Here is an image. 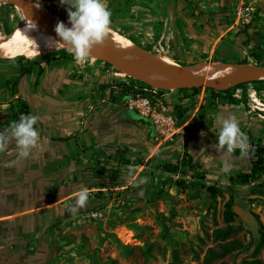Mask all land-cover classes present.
Masks as SVG:
<instances>
[{"label": "rangeland", "instance_id": "374dc122", "mask_svg": "<svg viewBox=\"0 0 264 264\" xmlns=\"http://www.w3.org/2000/svg\"><path fill=\"white\" fill-rule=\"evenodd\" d=\"M9 2L0 3V31L11 29L27 44L46 30L24 23L22 11ZM34 2L57 14L66 7L59 0ZM104 2L111 11L109 28L154 58L200 71L220 62L264 66V0ZM59 49L22 55L18 61L11 60L19 55H0V85L14 80L20 66L41 62L20 76L18 85L49 132L39 134L29 157L18 156L14 140L0 152V264H202L209 247L218 249L228 241L241 246L209 264L264 260V243L256 250L259 238L250 232L256 224L237 215L225 239L213 234L226 225L223 204L229 188L235 204L252 211L264 229V203L247 199L254 184L262 182L264 190V176L245 185L231 181V176L249 171L250 160L216 143L220 118L228 116L240 122L245 138L264 141V78L244 82L230 91L231 98L219 93L214 100L204 85L194 94L191 88H162L167 86L152 82L167 95L179 128L172 139L161 140L145 117L108 99L115 85L143 80L90 57L77 62L73 55L45 64L44 55L61 53ZM98 84L106 98L102 102L101 93L92 96ZM242 93L246 102L237 100ZM9 98L0 86V102ZM7 115L0 105V122ZM188 154L192 162L184 172L159 167ZM209 155L213 161L203 164ZM209 184L221 193L212 196ZM80 191L87 192L86 202L99 203L65 216Z\"/></svg>", "mask_w": 264, "mask_h": 264}, {"label": "clouds", "instance_id": "9594fccd", "mask_svg": "<svg viewBox=\"0 0 264 264\" xmlns=\"http://www.w3.org/2000/svg\"><path fill=\"white\" fill-rule=\"evenodd\" d=\"M66 6L67 19L70 26L63 21L55 25V32L61 42L69 45L77 62L88 59L94 45L102 43L107 38L108 28L111 24V11L104 0H59ZM40 117L35 113L20 114L19 119L12 121L9 128L0 131V152L9 148L10 140L22 158L33 154L39 144V132L35 125ZM221 128L218 137L220 147H225L228 152L236 148L241 150V155H247L246 140L240 130L239 123L234 116L221 117ZM211 155L204 157L203 164L213 161ZM88 198L86 191H80L76 204L84 206Z\"/></svg>", "mask_w": 264, "mask_h": 264}, {"label": "trees", "instance_id": "16d2710c", "mask_svg": "<svg viewBox=\"0 0 264 264\" xmlns=\"http://www.w3.org/2000/svg\"><path fill=\"white\" fill-rule=\"evenodd\" d=\"M34 1V0H33ZM9 5L15 9V7L13 6V4L11 2H9ZM52 12L56 13V11L51 10ZM61 17L67 19V11H66V7H62L61 11L58 13ZM62 51L61 53L58 52L57 54H46L44 55L45 57V64H48L50 61L52 60H56V59H60V58H65V59H69L70 57L73 56L72 52L69 51V48H60L59 51ZM22 55H19L18 58L13 59L11 61H18L20 59H22L21 57ZM36 59H34V63L33 64H29L28 66H20V70H19V74L17 75V79L19 78V76L25 75V74H29L31 73L34 64H38L40 65L41 62L37 61L35 62ZM104 64L106 66H110L108 63ZM41 67H38V73L40 72ZM261 80V79H259ZM12 80H6L4 82V85H8ZM138 82V83H137ZM133 84H138L141 86H147V84L143 81L140 80H136L133 79L131 80V82L129 83H122L121 87L122 89H126V90H132L133 89ZM245 83H239L236 84L235 86H232L230 88H227L225 90H220V91H216L212 88L206 87L208 89L211 90L212 92V100H214L215 98H220L219 93H224V94H228L226 97H232L230 94V91L237 89L238 87L242 86ZM113 87V86H112ZM9 88V87H8ZM10 89V88H9ZM182 90H186V88H181ZM192 91L194 92V94H196L198 92V87H192L191 88ZM16 91L15 88H13V92ZM186 96L188 97V95L186 94ZM235 99V98H232ZM236 100V99H235ZM238 101L240 102H246V94L242 93V95L237 98ZM10 106L8 108V110L10 111V116L9 118H7L3 123L6 125H10L12 121L18 120L20 114L24 113H32L30 106L28 105V103L24 100H22L20 97H15L12 99V101L9 102ZM180 107V106H179ZM219 132L220 130L217 132L216 134V143L217 146H219L218 144V137H219ZM263 134H264V128H263ZM46 135V134H43ZM49 137L51 139H68L66 138H57L54 136L49 135ZM249 140V147L247 148V155H245L249 160H250V169L249 171H245V172H241L238 173L234 176L230 177V180L233 182H236L238 184H248L251 183L253 181H255L259 175H261V173L264 171V141L262 142V139L257 138V139H253V138H248ZM220 147V146H219ZM222 148V147H220ZM223 150H226V146L222 148ZM235 154H239L241 155V150L239 148H236L234 151ZM192 159L191 156L188 154L185 156V158H181L177 161L173 162H168V163H162L159 164V167L166 170V171H179V169L182 168V171L184 172L185 170H183L184 167H187L191 164ZM261 185H263L262 182H259L257 184H254L252 186V188L250 189V192L248 194L247 199L249 201H253L256 199L261 200L264 203V190H262L260 187ZM207 191H209L212 196H216L217 194L221 193V189L216 186L215 184H209L207 185ZM230 193L228 195V198L224 201V209H223V218L224 221L226 223L225 227H221V228H216L213 231V234L215 235V237L220 238V239H225L232 231H233V227L231 225V222L235 220L237 214L233 211V205L235 204V198H234V194L232 193L231 189L229 188ZM101 191L98 190V192L96 193V196L99 198L101 197ZM252 194H257V195H261V196H256V197H251L250 195ZM250 232L252 234H257L258 235V243L256 246V250H258L260 247H262L263 243H264V229H263V225L261 224V222L257 219L256 220V230H252L250 229ZM241 244L237 241H228L224 244H219V248L215 249L213 247H209L205 253L204 256V260L202 264H209V262L216 258V257H220L223 256L224 254H226L227 252L231 251L234 248L240 247ZM245 264H264V260H262L261 258H253L250 260H245L244 261ZM190 264V263H189Z\"/></svg>", "mask_w": 264, "mask_h": 264}, {"label": "water", "instance_id": "95a60500", "mask_svg": "<svg viewBox=\"0 0 264 264\" xmlns=\"http://www.w3.org/2000/svg\"><path fill=\"white\" fill-rule=\"evenodd\" d=\"M8 1H10L16 8L22 11L24 16V23L30 26L50 28L55 27L58 21H63L66 25L70 26V22L68 21V19H65L59 14L45 9L44 7L35 3L33 0ZM11 33L12 30H10L7 34L10 35ZM89 57L99 59L105 63H108L110 66L121 70L135 78H139L154 87L160 86L152 84V81L146 80L138 76V74L148 70L163 69L174 72L180 75L183 79L182 82L178 84H173L171 86L162 88H192L204 85L205 87L220 91L235 86L239 83L264 78V66L256 65L236 73L226 74L224 76L203 78L193 72V70L189 68V65H185L179 61L168 58H158L152 62H144L138 60L132 54L113 49L103 42L93 46ZM250 196L254 198L261 195L252 194ZM98 203L99 201H90L86 202L84 206H80L76 204L75 199H72L65 208V216H72L74 214L92 209ZM233 211L242 220L246 221L252 226H255L256 221L252 211L242 208L239 204L233 205ZM58 264H61V262H59Z\"/></svg>", "mask_w": 264, "mask_h": 264}, {"label": "bare ground", "instance_id": "6f19581e", "mask_svg": "<svg viewBox=\"0 0 264 264\" xmlns=\"http://www.w3.org/2000/svg\"><path fill=\"white\" fill-rule=\"evenodd\" d=\"M2 1L5 0H0V3ZM103 43L113 49L132 54L138 60L144 62H152L157 59L154 58L149 51L135 45L131 40L125 39L119 32L111 28H108L107 38ZM57 48H69V45L61 42V38L55 32V27L46 28V30L37 34L33 40L27 44L24 40L13 34L8 35L7 32L0 31V55L3 56L23 55L34 57L39 53H48ZM253 66L254 65L251 64L235 65L232 63L220 62L208 64L201 71L190 69L203 78H212L236 73ZM138 76L163 86L178 84L183 80L180 75L163 69L144 71L139 73Z\"/></svg>", "mask_w": 264, "mask_h": 264}, {"label": "built area", "instance_id": "2783aa9c", "mask_svg": "<svg viewBox=\"0 0 264 264\" xmlns=\"http://www.w3.org/2000/svg\"><path fill=\"white\" fill-rule=\"evenodd\" d=\"M124 82L129 83L131 80H125ZM114 87L115 91L112 92V95H108L109 101L116 99L118 100L117 103H121L128 109H133L139 115L145 117L153 126L157 138L161 140L172 139L179 131L175 110L170 102L166 100L167 95L158 92V87L138 84H133L132 90L122 89L117 85ZM101 96V102L105 101L104 95ZM243 138L246 140L248 148L249 140L244 136Z\"/></svg>", "mask_w": 264, "mask_h": 264}, {"label": "flooded vegetation", "instance_id": "af4514ba", "mask_svg": "<svg viewBox=\"0 0 264 264\" xmlns=\"http://www.w3.org/2000/svg\"><path fill=\"white\" fill-rule=\"evenodd\" d=\"M11 30V29H10ZM10 30H7L6 32L8 33ZM35 65V64H34ZM39 66V65H38ZM19 70H20V68H19ZM19 74V73H18ZM17 74V75H18ZM37 74L39 75L40 73H38V71H37ZM20 77V76H19ZM7 80V79H6ZM6 80H4L3 82H1V87H3V88H6V90L10 93V96H11V98H9V99H7V100H3V101H1L0 102V105L1 106H3L5 109H6V111H7V113H8V115H7V118H9V116H10V111L8 110V108H9V106H10V101H12V99L13 98H15V97H20L22 100H24V101H26L27 102V100H26V98H25V96H23L20 92H19V85H18V81H19V79H17L16 77H15V79L14 80H12L8 85H4V82L6 81ZM35 86H37V83H35L34 84V87ZM10 89H9V88ZM39 87V86H38ZM13 88H15L16 89V91H14L13 92ZM34 93H35V91H34ZM99 93H101L100 95H103V91L100 89V85L98 84V85H96L95 86V89L94 90H92V96H96L97 97V95L99 94ZM91 96V97H92ZM102 98V97H101ZM40 100H42V99H40ZM43 101V100H42ZM47 101H48V98H47ZM101 102V101H100ZM28 103V102H27ZM29 105V104H28ZM30 106V105H29ZM92 107V106H91ZM31 108V107H30ZM32 111V110H31ZM33 113V112H32ZM6 118V119H7ZM6 119H4L3 121H1L0 122V131H2V130H4V129H7V128H9V125H6V124H4L3 122L6 120ZM82 120H84L83 118L80 120V122L82 121ZM85 121V120H84ZM42 122L41 121H38L37 122V124L35 125V127H37V130H38V132H39V134H49V132L48 131H46V127L44 126V125H40ZM81 125L83 124V123H80ZM37 125H40V126H37ZM44 126V127H43ZM73 133H74V131H73Z\"/></svg>", "mask_w": 264, "mask_h": 264}, {"label": "crops", "instance_id": "0c3cea01", "mask_svg": "<svg viewBox=\"0 0 264 264\" xmlns=\"http://www.w3.org/2000/svg\"><path fill=\"white\" fill-rule=\"evenodd\" d=\"M218 100H219V99H218ZM108 109H109V108L103 107L102 111H103L104 113H108V116H109V115H111V114H110V111H109ZM196 112H197V111H195V113H196ZM195 113H194V114H195ZM219 123H220V122H219ZM238 123H240V122H238ZM241 123H242V122H241ZM242 124H244V123H242ZM242 124H241V125H242ZM239 127H242V126H239ZM261 175L264 176V171L261 173Z\"/></svg>", "mask_w": 264, "mask_h": 264}]
</instances>
